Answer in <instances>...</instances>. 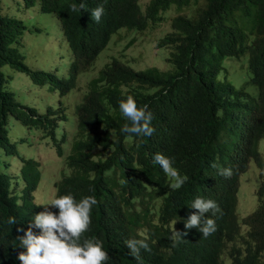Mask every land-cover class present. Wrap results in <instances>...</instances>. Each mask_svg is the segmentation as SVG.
Here are the masks:
<instances>
[{"label": "trees", "instance_id": "16d2710c", "mask_svg": "<svg viewBox=\"0 0 264 264\" xmlns=\"http://www.w3.org/2000/svg\"><path fill=\"white\" fill-rule=\"evenodd\" d=\"M20 1L24 7L38 1L41 10L59 17H65L71 8L65 0ZM70 3L77 7L84 3L80 12L96 4L104 8L101 18H106V27L99 42L76 54L75 64L85 66L100 51L101 39L119 33L118 28L128 31L124 48L136 37L131 29L137 32L158 21L170 6L186 11L173 14L170 30L156 40L157 47L171 45L169 69L134 70L112 63L125 85V99L133 96L138 107L147 105L152 113V136L136 138L133 134L129 142L124 141L121 128L130 122L102 108L101 97L112 86L100 81L94 100L84 108L82 118H87L67 144H56L66 171L60 170L53 181L52 200L69 193L77 201L85 196L96 198L84 236L103 242L109 256L105 264H264L260 260L264 252V181L255 189V207L241 216L236 212L239 174L250 159L258 167V177L263 169L257 143L264 134V0H148L143 9L138 0ZM21 23V18L15 22L0 13V46L20 34ZM79 28L64 26L70 49ZM233 62L244 71L229 75L227 65ZM2 97L0 91V102ZM4 106L3 112L26 118L11 94ZM106 144L120 150L122 163L107 161ZM157 151L173 160L181 177H187L179 189L171 188V178L151 160ZM26 163L36 181L38 162L27 159ZM225 168L232 170L230 177L220 175ZM198 197L211 199L219 207L215 213H205L217 226L208 237L198 228H185L189 216L198 211L191 208ZM31 207L16 205L0 192L5 233L12 239L15 234L16 242L23 236L22 230L15 226L14 232L7 221L12 217L23 222L35 209ZM51 211L59 212L53 206ZM175 230L182 236H174ZM142 238L149 250L141 249L137 260L130 255L126 241Z\"/></svg>", "mask_w": 264, "mask_h": 264}, {"label": "clouds", "instance_id": "9594fccd", "mask_svg": "<svg viewBox=\"0 0 264 264\" xmlns=\"http://www.w3.org/2000/svg\"><path fill=\"white\" fill-rule=\"evenodd\" d=\"M62 1V0H58ZM70 9H67L66 16L59 17L55 14L57 24L63 40L66 43L69 57L66 62L65 73L57 75L49 69L33 68L27 65L21 54L10 43L2 42L0 46V66L7 64L9 67L21 71L27 75L32 83L36 85L47 84L50 88L56 90L55 106H46L43 111H39L36 107L18 102L14 99L12 91L7 87L8 76H5L0 69V91L3 94L0 102V192L5 197L14 199V204L21 205L25 203L35 207L23 222H18L9 217L7 223L18 226L22 230L23 236L18 237L16 242L9 238L5 233V224L0 217V264H105L109 260L107 251L104 250L103 242L94 237H85L84 234L89 231L91 225L92 207L98 203L94 196H85L77 201L72 194L62 195L52 200L54 194L53 181L60 175V170L66 171L63 164V158L56 154V144H67V140L74 136L78 130V125L84 121L87 116L83 117L84 108L94 100L92 95L96 89L95 86L102 80L111 84L112 90L106 95H102V108L108 112L118 116H124L130 123H125L121 131L125 133L124 141L129 142L131 136L135 134L136 138H140V134L151 137L155 129L151 127L153 119L152 113L147 111L148 106L138 107L133 96L124 94L125 85L116 72L114 63H122L134 70L145 69L151 66L134 68L128 63L119 60L117 57L121 55H111L103 65L97 69L96 73L86 78L81 93L76 97L72 104V112L67 113V106L64 102L66 98H71L77 87L76 79L80 72L88 70L92 62L85 66L75 64L76 54L79 51H85L95 46L106 27V18H101L104 13L103 6L98 4L90 6L87 12H80L84 9V3H80L79 7L75 3L71 4V0H65ZM16 10L18 4L23 8L22 1H16ZM37 7L40 11L38 1ZM0 13H4L1 10ZM50 13V12H48ZM15 22L19 17L8 15ZM22 25V23H21ZM80 26L76 39L73 41V48L70 49L68 39L64 35V26ZM22 25V30L24 29ZM119 29V28H118ZM20 34L13 41H18ZM111 36V35H110ZM110 36L102 38L104 42L101 49L106 46ZM125 48V47H124ZM100 49V50H101ZM121 47L119 49L122 50ZM98 54V53H97ZM153 66V65H152ZM8 94L17 104V110L26 116L25 119L18 118L9 112H3L4 104ZM9 117L19 121L20 124L30 128L33 127L37 132V139L43 147L51 146L54 154L58 157L55 160L58 164L62 163L59 169V175L53 178L51 187V196L45 202V210L42 202L34 200V193L39 191L40 173L42 172L41 164L33 153V157H25L17 148V143H21V139H13L9 134ZM86 126V125H85ZM123 135H119L121 137ZM262 137V136H261ZM104 157L111 165L123 162L120 156V150L110 144L104 147ZM32 159L38 162L39 175L34 180V173L28 168L26 160ZM151 160L158 165L160 169L171 179L168 184L173 189H179L186 182L187 177H181L179 170L173 167V160L162 152H153ZM46 161V159H45ZM27 166V167H26ZM212 167H216L215 164ZM220 175L230 177L232 170L225 168L220 170ZM172 180L174 183H172ZM38 196V194H37ZM52 206L59 210L58 214L52 212ZM191 208L198 210L189 216L185 223L186 229L198 228L203 237H208L217 230L214 219L205 217V213L219 211V207L215 201L211 199L196 198ZM150 212V211H149ZM149 212L147 215H149ZM122 231V228H120ZM138 231V230H137ZM142 232V231H138ZM136 233V232H135ZM138 234V233H136ZM186 235V233H184ZM141 235V234H138ZM174 236H182L180 232L174 231ZM127 247L131 250L130 255L137 260L140 258L141 249L149 250L146 239H129L126 241Z\"/></svg>", "mask_w": 264, "mask_h": 264}, {"label": "rangeland", "instance_id": "374dc122", "mask_svg": "<svg viewBox=\"0 0 264 264\" xmlns=\"http://www.w3.org/2000/svg\"><path fill=\"white\" fill-rule=\"evenodd\" d=\"M138 1L143 9L148 0ZM15 2V0H0L2 12L21 18L22 25L25 26L18 41H12L10 46L21 54L23 61L30 67L49 69L57 75H63L69 52L61 36L56 18L52 13L40 11L37 5L18 11L22 6L18 4V10H16ZM185 11V9L175 11L174 7L170 6L161 12V18L158 21L148 23L146 27L137 32H135V29H131L132 34L136 37H134L130 45L120 51L119 49L127 41L128 31L119 28V33L111 34L106 46L98 52L91 67L78 74L76 79L78 85L72 97L66 98L64 101L67 106L66 112H72L71 104L80 95L85 79L95 74L97 69L111 55H121L117 58L134 68L153 65L161 70L169 69L171 64L167 56L171 45L157 47L156 40L170 30L171 16L176 12L185 13ZM238 64L233 62L227 65L229 75L232 72L244 71V68L239 67ZM244 64L246 65L245 62ZM0 69L5 76H8L7 87L12 91L15 100L32 105L39 111H43L48 105L55 106L56 90L50 88L47 84L36 85L32 83L25 73L17 71L7 64H2ZM235 81L239 82L237 79ZM8 122L10 136L13 139H21V143L16 144L21 154H24L25 157H33L34 153L41 164L42 172L40 176L42 175V177L38 185L39 191L34 193V200L42 202L43 209L41 211H44L47 208L45 207V202L51 196L53 178L58 177L62 163L60 161L58 164V161L55 160L58 157L54 154L51 146L43 147L41 143L36 141L37 132L35 128H28L12 117H9ZM257 147L263 162L262 175L258 177V167L253 159L248 161L245 170L239 174L236 192V212L238 216L251 211L255 207L257 204L255 189L260 180L264 181V134L259 138ZM260 260L264 261V252H262ZM225 262L227 261L225 260Z\"/></svg>", "mask_w": 264, "mask_h": 264}]
</instances>
